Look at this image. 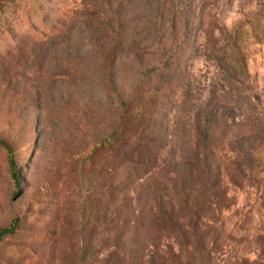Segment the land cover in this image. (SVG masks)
<instances>
[{"label": "rangeland", "instance_id": "obj_1", "mask_svg": "<svg viewBox=\"0 0 264 264\" xmlns=\"http://www.w3.org/2000/svg\"><path fill=\"white\" fill-rule=\"evenodd\" d=\"M0 138V264H264V0H0Z\"/></svg>", "mask_w": 264, "mask_h": 264}, {"label": "trees", "instance_id": "obj_2", "mask_svg": "<svg viewBox=\"0 0 264 264\" xmlns=\"http://www.w3.org/2000/svg\"><path fill=\"white\" fill-rule=\"evenodd\" d=\"M121 105L122 114L120 123L122 124L121 130L123 134L121 140L135 138L136 141L133 145L127 144L126 141L121 144L124 150H122L118 159V165L122 169V177L118 182V185L120 188H124L130 183V181L134 180L129 179L130 177L140 179L147 173V169H149V167L151 168V156L146 157L145 154L159 151L163 144H159L155 137V126L158 123V116L156 118L150 117V123L143 118L148 112H150V104L148 100L142 103H135V105H132L131 100L126 102L123 101L121 102ZM129 117H131V120L127 121ZM143 138H145V140ZM119 139L114 142L110 140L108 144L111 145L113 143H118L117 141H119ZM0 145L7 151L12 178L15 181H18L19 173L15 166L13 151L2 138H0ZM16 228L17 220H14L7 227L0 228V242L4 237L12 235L16 231Z\"/></svg>", "mask_w": 264, "mask_h": 264}]
</instances>
